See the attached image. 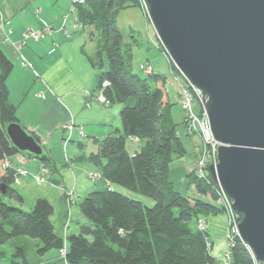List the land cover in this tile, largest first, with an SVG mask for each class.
I'll return each mask as SVG.
<instances>
[{"label": "trees", "instance_id": "16d2710c", "mask_svg": "<svg viewBox=\"0 0 264 264\" xmlns=\"http://www.w3.org/2000/svg\"><path fill=\"white\" fill-rule=\"evenodd\" d=\"M74 2L78 22L89 28L87 43L93 51L88 53L86 46L83 50L92 65L101 69L99 87L109 81L104 88L107 98L123 104L122 131L97 140V152L81 154L76 160L101 165L103 178L128 192L110 186L90 192L79 204L88 222L81 224L79 233L66 237L56 231L52 219L55 208L48 198L38 197L31 210L22 207L24 196L13 187L19 174L15 167H3L6 159L20 153L7 133L10 123L20 122L7 84L14 64L0 46V261L6 255L2 245L14 236L25 235L41 241L38 250L42 254L66 248L68 264H217L196 221L200 214L218 212L219 208L213 201L189 196L170 179L172 163L184 157L187 149L177 134L179 122L175 103L170 102L165 88L166 78L158 73L141 76L132 70V46L125 42L117 22L120 10L139 5V0ZM181 116V123H185ZM131 136L143 143L135 153L127 150ZM44 150L50 161L42 162L43 170L50 173V179L59 168ZM188 174V185H194L202 196L218 199L220 185L209 172L205 177L194 170ZM3 196L18 204L4 201ZM246 244L235 239L230 264H255ZM11 264H31L23 247L17 248Z\"/></svg>", "mask_w": 264, "mask_h": 264}, {"label": "crops", "instance_id": "0c3cea01", "mask_svg": "<svg viewBox=\"0 0 264 264\" xmlns=\"http://www.w3.org/2000/svg\"><path fill=\"white\" fill-rule=\"evenodd\" d=\"M46 25H51L52 30L42 38L24 40L28 28L42 32ZM87 30L78 22L74 0H0V46L14 64L7 80L10 100L18 107L20 124L41 139L59 168L47 186L35 188L38 191L32 204L38 197L48 198L55 208L53 217L62 224L70 208L61 194L62 188L73 189L78 204L90 192L108 186L128 192L121 186L90 179L89 174L101 172L100 167L88 159L76 160L81 154L97 152V140L122 131L123 104L112 102L106 106L97 98L101 69L92 65L83 50ZM23 61L32 67L23 66ZM153 67L154 73L162 74ZM169 75L167 83L171 82L170 70ZM169 99L174 101L171 95ZM138 144L133 149L127 144V150L135 153L141 148ZM9 160L13 166L29 172L19 175L16 181L23 195L24 187L36 185L34 175L41 173L43 165L20 153ZM24 204L25 200L22 207ZM206 219L213 242L211 253L219 260L218 264H228L227 216L224 212H213Z\"/></svg>", "mask_w": 264, "mask_h": 264}, {"label": "water", "instance_id": "95a60500", "mask_svg": "<svg viewBox=\"0 0 264 264\" xmlns=\"http://www.w3.org/2000/svg\"><path fill=\"white\" fill-rule=\"evenodd\" d=\"M146 2L171 59L207 95L221 142L211 175L233 199L240 235L264 263V0ZM7 133L24 156L50 161L20 123H10Z\"/></svg>", "mask_w": 264, "mask_h": 264}, {"label": "rangeland", "instance_id": "374dc122", "mask_svg": "<svg viewBox=\"0 0 264 264\" xmlns=\"http://www.w3.org/2000/svg\"><path fill=\"white\" fill-rule=\"evenodd\" d=\"M117 22L124 35L125 42L129 43L132 46V51H133L132 70L141 76H147L148 74L144 72L145 63L149 62L152 65L156 66V68L159 69L162 75L165 76L166 78L165 88H166L168 96L170 97L171 95L172 99H174L173 102L171 101L170 102L175 103V105H173V110L175 111L176 121L179 122L178 127H177V134L184 140L187 152L184 155V157H180L172 163L170 167V173H169L170 179L174 181L176 188L180 189L184 193L186 192L187 194H189V196L191 197L196 196V197H202V198L204 197V198L210 199V197L208 196L200 195L196 191L194 185H188V182L191 180V177L189 176L188 173L194 170L195 172H197L198 175H200L198 171L200 164L208 162L210 159H212V156L208 153L209 151L206 149V144L202 140L201 136L198 133L191 132V131L189 132L188 130V121L185 116V111L183 110L181 106V102L183 99V93H182L183 85L182 84L185 83L184 81H182L183 80L182 77H184L182 75V72L178 69V67L175 65V63L171 59V56L169 55L168 50L163 46L155 30V27L150 19L147 6L143 2V0H139V5L128 6L120 10L118 14ZM51 30H52V27L51 29L46 30L44 34H46V32H50ZM86 49H87V52L90 54L93 51L92 45L90 43H87ZM104 62H105V66H107L108 60L106 56H104ZM30 67H32V65H30ZM169 70L171 74V78L169 77L171 82L167 83L168 81L167 76H170ZM164 73H167V76L164 75ZM151 83H154L153 79H151ZM101 89L102 88L100 87L98 88L97 98L99 100H100L101 94L103 93ZM204 98H206V101H207V95L205 92H204ZM181 115L184 116L185 123H181L182 122ZM129 138L131 139V137ZM129 138L127 140V144L128 146L131 147V149H133V147L138 143H134L130 141ZM219 143L221 145L220 141ZM139 144L140 146H142L143 143L140 142ZM210 151L212 152V148ZM34 160L37 164L42 163L38 159H34ZM91 162L94 163L93 161ZM94 164L100 167L101 172L99 171L91 172L89 174L90 179L101 180L106 183H110L105 178H103L102 166L96 163ZM31 168L32 170H34L33 166ZM203 168L208 169V172L211 174L208 166H204ZM95 174H98L100 177H94ZM35 182H36V185H34L33 188L24 187L25 193L23 194V196L25 199V204L23 207L25 210H31L33 208V205H34L32 204L33 197L34 195H36L38 191L35 188H43V186H47V184L50 181L48 177L43 176V178L38 179ZM13 187L18 189L20 192H22V190L20 189V186L16 182L13 184ZM62 189L63 191L61 190V192L63 193L61 194L66 198L70 208L69 210L67 209L66 211L67 216L65 217L63 224L59 223L58 220H55L54 217H53V221H54V225H56V230H58L63 237H66L67 235L71 233H79L81 224L88 222V221L85 219V217L80 212L79 204L75 203L76 201L74 199L75 198L74 190L66 189V188H62ZM216 193L219 197V192L217 191ZM3 199L4 201L8 203L10 202V203L18 204V202L11 200L10 197L3 196ZM212 201L219 208L218 212H224L227 216V223H228L227 236H226L227 240L228 241L230 240V236H235V239L240 238L243 242H246L240 235H237L236 233H234V228L229 227L230 225L229 215L225 211V207L223 209L221 207L222 206L221 203L223 204L224 200L220 199V200H216V201L212 200ZM59 215H60V212H59ZM207 215L208 214H200L196 221V226L199 230H201L204 233L208 248L211 249L213 246V242L210 238V233H209L207 219H206ZM240 219H242L241 213H240ZM41 245L42 244L39 239L32 238V237L25 236V235L14 236L10 238L6 244L2 245L1 248L5 252L6 255L0 261V264H11L12 259H14V253L16 252L18 247L24 248L26 258L31 264H68V262H66L65 260V255L62 252H60L58 249H51L45 252L44 254H42L38 250L39 246ZM246 245L248 246L249 249H251L252 253H254L251 246L248 243ZM228 252H229V249L227 253ZM15 258L18 261L22 260V258L20 257H15ZM217 261H218L217 262L218 264L219 260ZM226 261L228 262V264H230V260L227 259V257H226ZM255 264H258V263H255Z\"/></svg>", "mask_w": 264, "mask_h": 264}, {"label": "built area", "instance_id": "2783aa9c", "mask_svg": "<svg viewBox=\"0 0 264 264\" xmlns=\"http://www.w3.org/2000/svg\"><path fill=\"white\" fill-rule=\"evenodd\" d=\"M76 1L83 3L85 0H76ZM143 2L147 6L148 14H149L150 13L149 5L146 2V0H143ZM44 29L45 30L41 32V31H36L32 28H28L25 33L24 40H26L27 38H33L35 40L42 38L44 35V32L46 30L51 29V26L46 25ZM22 65L25 67H28L31 64H29L27 61H23ZM144 72H146L147 74L154 73L153 65L149 62L145 63ZM182 75L185 77V78L182 77L183 78L182 81H184L185 83L182 84L183 85V88H182L183 99L181 102V106L183 110L185 111V116L188 121V130L189 132L191 131V132L198 133L201 136L202 140L206 144V149L209 151L208 153L212 156V159H210L206 163H201L199 166V169H198L199 174H200L199 176L205 177L206 174L208 173V169H204L203 167L208 166V168L210 169L211 165L216 166L219 162L220 143H219V140H217L216 137L214 136V133L211 128L210 118H209V114H208L207 107H206V98H204L203 90L199 86H197L195 83H193L189 79V77H187L185 74L182 73ZM109 84L110 82L106 80L100 86L103 92L100 96V101L104 103L106 106H109L110 104H112L111 100L107 98L104 92V88L108 86ZM131 139L139 140L137 137H132V136H131ZM211 148H212V152L210 151ZM3 166L4 168L10 167L11 162L8 159H6ZM17 172L18 174H27V171L22 168H18ZM94 177H100V176L98 174H95ZM35 178L36 180L41 179L43 178V174L37 175L35 176ZM218 192H219V197L217 200H220V199L224 200L223 204L221 203L222 205L221 207L222 209L225 207V211L227 212L230 218L229 227L234 228V233H236L237 235H240V231H239V223L241 221L240 213L234 208L233 199L221 188V186ZM234 241H235V236H230V240L228 241L229 252L227 253V256H226L227 259L229 260L231 259L230 248L233 245ZM249 250L252 254V257L255 263L260 264L261 262L257 260L256 256L254 255V253H252L251 249ZM60 252L66 255V248L61 249Z\"/></svg>", "mask_w": 264, "mask_h": 264}, {"label": "bare ground", "instance_id": "6f19581e", "mask_svg": "<svg viewBox=\"0 0 264 264\" xmlns=\"http://www.w3.org/2000/svg\"><path fill=\"white\" fill-rule=\"evenodd\" d=\"M212 248L210 249V252H211Z\"/></svg>", "mask_w": 264, "mask_h": 264}]
</instances>
